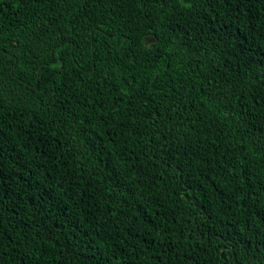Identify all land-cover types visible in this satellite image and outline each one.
Returning a JSON list of instances; mask_svg holds the SVG:
<instances>
[{
    "label": "trees",
    "instance_id": "1",
    "mask_svg": "<svg viewBox=\"0 0 264 264\" xmlns=\"http://www.w3.org/2000/svg\"><path fill=\"white\" fill-rule=\"evenodd\" d=\"M0 264H264V0H0Z\"/></svg>",
    "mask_w": 264,
    "mask_h": 264
}]
</instances>
